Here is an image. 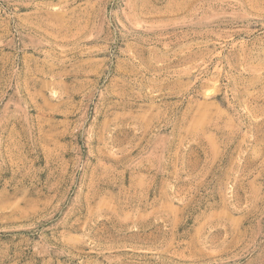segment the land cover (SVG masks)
<instances>
[{"label":"rangeland","instance_id":"1","mask_svg":"<svg viewBox=\"0 0 264 264\" xmlns=\"http://www.w3.org/2000/svg\"><path fill=\"white\" fill-rule=\"evenodd\" d=\"M0 264H264V0H0Z\"/></svg>","mask_w":264,"mask_h":264},{"label":"bare ground","instance_id":"2","mask_svg":"<svg viewBox=\"0 0 264 264\" xmlns=\"http://www.w3.org/2000/svg\"><path fill=\"white\" fill-rule=\"evenodd\" d=\"M205 119V118H204ZM220 145V144H219ZM213 148V147H212ZM219 150V149H218ZM214 156V155H213Z\"/></svg>","mask_w":264,"mask_h":264}]
</instances>
